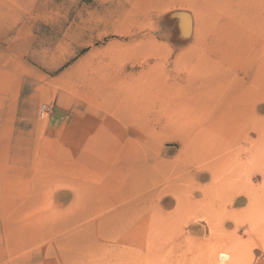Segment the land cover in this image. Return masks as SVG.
Wrapping results in <instances>:
<instances>
[{
    "label": "rangeland",
    "instance_id": "374dc122",
    "mask_svg": "<svg viewBox=\"0 0 264 264\" xmlns=\"http://www.w3.org/2000/svg\"><path fill=\"white\" fill-rule=\"evenodd\" d=\"M0 264H264V0H0Z\"/></svg>",
    "mask_w": 264,
    "mask_h": 264
},
{
    "label": "crops",
    "instance_id": "0c3cea01",
    "mask_svg": "<svg viewBox=\"0 0 264 264\" xmlns=\"http://www.w3.org/2000/svg\"><path fill=\"white\" fill-rule=\"evenodd\" d=\"M49 127L50 128H57L60 126H63L67 122V117L64 111L58 110V109H52L49 111ZM236 202V201H235ZM237 210V209H235ZM204 228V229H198L202 230V232L209 231V227L207 225H201L198 228ZM224 255H221L220 259L218 260V263L221 262L224 258ZM223 257V258H222Z\"/></svg>",
    "mask_w": 264,
    "mask_h": 264
},
{
    "label": "built area",
    "instance_id": "2783aa9c",
    "mask_svg": "<svg viewBox=\"0 0 264 264\" xmlns=\"http://www.w3.org/2000/svg\"><path fill=\"white\" fill-rule=\"evenodd\" d=\"M42 110H43V112H44V111H45V107H43V109H42Z\"/></svg>",
    "mask_w": 264,
    "mask_h": 264
},
{
    "label": "bare ground",
    "instance_id": "6f19581e",
    "mask_svg": "<svg viewBox=\"0 0 264 264\" xmlns=\"http://www.w3.org/2000/svg\"><path fill=\"white\" fill-rule=\"evenodd\" d=\"M43 127V126H42ZM44 129H45V127H44ZM43 130V129H42Z\"/></svg>",
    "mask_w": 264,
    "mask_h": 264
}]
</instances>
